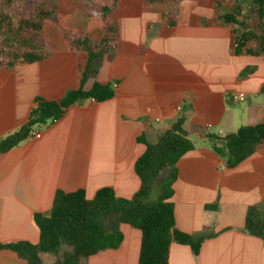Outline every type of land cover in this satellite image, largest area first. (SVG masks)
<instances>
[{
  "label": "crops",
  "instance_id": "obj_1",
  "mask_svg": "<svg viewBox=\"0 0 264 264\" xmlns=\"http://www.w3.org/2000/svg\"><path fill=\"white\" fill-rule=\"evenodd\" d=\"M168 12L173 24H167ZM219 13L216 0L119 1L110 17L118 44L84 86L109 84L113 97L82 100L38 129L40 138L0 153V245H36L34 216L50 212L57 191L82 190L92 199L109 187L117 198L131 199L140 186L134 163L145 150L138 139L153 145L182 119L194 148L175 165L170 202L175 228L204 241L197 256L171 244L167 264H264V240L245 230L249 208L264 220V148L228 169L212 140L195 135L222 138L264 122V56L236 54L237 27L221 21ZM83 29L96 42L102 38L95 26L85 22ZM83 60L61 45L45 60L0 70V138L27 121L37 98L59 101L76 89ZM238 93L244 102L231 101ZM118 231L117 248L79 264H137L141 232L127 224ZM0 264L26 262L1 250Z\"/></svg>",
  "mask_w": 264,
  "mask_h": 264
},
{
  "label": "trees",
  "instance_id": "obj_2",
  "mask_svg": "<svg viewBox=\"0 0 264 264\" xmlns=\"http://www.w3.org/2000/svg\"><path fill=\"white\" fill-rule=\"evenodd\" d=\"M27 0H0V70L31 64L47 59L53 52L52 38L58 36L65 50L83 62L77 66V88L69 90L59 101L35 100L27 121L13 133L0 138V153H5L27 140L34 130L59 120L65 110L85 99L104 102L114 95L113 86L94 83L85 89L88 79L96 76V64L111 48L118 44L117 26L110 19L120 0H84L86 26L102 30L99 41L90 38L83 29L73 33L69 17L64 13V0H36L27 7V13L16 7L26 5ZM149 4L176 5L188 0H144ZM220 10L219 19L237 27L236 54L264 56V0H248L245 12L241 0L229 5L228 0H216ZM173 12L165 14L167 24H173ZM264 90V87H263ZM178 119L162 133L153 145L142 138L143 154L134 163V172L140 180L138 191L131 199L117 198L109 187L99 189L92 199L78 190L72 193L57 191L50 212L36 214L34 222L39 231L36 245L17 242L0 245L1 250L15 253L26 264H42L39 254L59 257L54 264H79L102 250L115 249L122 240L119 224H127L141 232V244L137 264H167L171 244L190 248L197 256L203 237H195L175 228L172 183L177 161L193 150L189 134ZM211 139L215 155L226 160L232 169L264 148V122L256 126H242L236 132L222 138ZM169 175L167 178L166 175ZM155 200H150L152 191ZM245 230L264 240V220L255 208L247 212ZM69 248L63 252V248Z\"/></svg>",
  "mask_w": 264,
  "mask_h": 264
},
{
  "label": "rangeland",
  "instance_id": "obj_3",
  "mask_svg": "<svg viewBox=\"0 0 264 264\" xmlns=\"http://www.w3.org/2000/svg\"><path fill=\"white\" fill-rule=\"evenodd\" d=\"M66 2V8L64 10V13L69 17V23L73 27L74 33H79L81 30H79V27H82L85 23V11L87 7V3L84 0H64ZM236 0H228L229 5L234 4ZM247 2L248 0H241L240 4L243 8V11L247 9ZM36 3V0H27L26 5H23L22 7H16L17 11L26 12L27 7H32ZM27 13V12H26ZM93 40L96 41V38L93 37ZM53 48L58 49L62 43L58 36L52 38ZM156 191H152L150 195V200L156 199ZM69 248L64 247V251H68ZM58 259H61V255L59 257H54L52 255H45L41 254V262L42 264H54Z\"/></svg>",
  "mask_w": 264,
  "mask_h": 264
},
{
  "label": "built area",
  "instance_id": "obj_4",
  "mask_svg": "<svg viewBox=\"0 0 264 264\" xmlns=\"http://www.w3.org/2000/svg\"><path fill=\"white\" fill-rule=\"evenodd\" d=\"M234 48H236V42L234 43ZM245 100H246V96L243 93L233 94L231 96V101L234 102V103L244 102ZM208 127H210V126H208ZM40 135H41V132L39 130H34L30 134L29 138L38 139V138H40Z\"/></svg>",
  "mask_w": 264,
  "mask_h": 264
}]
</instances>
